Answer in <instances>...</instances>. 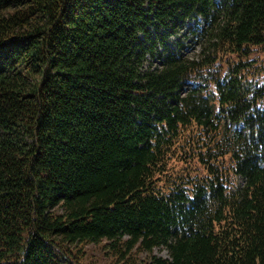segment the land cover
Masks as SVG:
<instances>
[{
  "label": "trees",
  "instance_id": "16d2710c",
  "mask_svg": "<svg viewBox=\"0 0 264 264\" xmlns=\"http://www.w3.org/2000/svg\"><path fill=\"white\" fill-rule=\"evenodd\" d=\"M0 264H264V0H0Z\"/></svg>",
  "mask_w": 264,
  "mask_h": 264
},
{
  "label": "rangeland",
  "instance_id": "374dc122",
  "mask_svg": "<svg viewBox=\"0 0 264 264\" xmlns=\"http://www.w3.org/2000/svg\"><path fill=\"white\" fill-rule=\"evenodd\" d=\"M197 20H190L183 28H181L180 32L176 36H171L168 43L172 48H175V41L180 40L184 43V49L183 52H189L190 54H194V56L200 51L199 47L197 45H194V48H192V41H191V26L197 25ZM200 26H202V23H199ZM93 258L97 259L96 257H99V251L92 250L88 252ZM154 253L163 257H167L168 253L166 249H158L156 248L154 250ZM88 256V255H87ZM90 258V259H91ZM100 261V260H99Z\"/></svg>",
  "mask_w": 264,
  "mask_h": 264
}]
</instances>
